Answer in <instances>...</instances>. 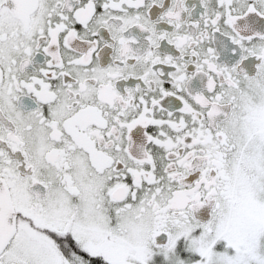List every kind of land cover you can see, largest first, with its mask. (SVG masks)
Returning <instances> with one entry per match:
<instances>
[{
  "label": "snow or ice",
  "instance_id": "1",
  "mask_svg": "<svg viewBox=\"0 0 264 264\" xmlns=\"http://www.w3.org/2000/svg\"><path fill=\"white\" fill-rule=\"evenodd\" d=\"M0 264H264V0H0Z\"/></svg>",
  "mask_w": 264,
  "mask_h": 264
}]
</instances>
